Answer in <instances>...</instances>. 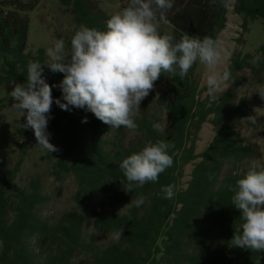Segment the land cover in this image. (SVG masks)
<instances>
[{
    "label": "trees",
    "instance_id": "1",
    "mask_svg": "<svg viewBox=\"0 0 264 264\" xmlns=\"http://www.w3.org/2000/svg\"><path fill=\"white\" fill-rule=\"evenodd\" d=\"M61 1L76 22L105 29L110 15L96 12L89 0ZM121 1L122 7L128 3ZM40 2L0 0V86H9V93L16 83L26 81L30 61H48L44 48L26 53L27 13ZM229 10L220 5V0H174L167 19L176 39L185 33L215 38L226 29ZM232 10L242 18L244 31L253 21L264 24V0H234ZM70 41L65 40L67 49ZM258 57L254 63L251 54H234L228 67L231 77L237 81V74L247 69L257 85L264 84V45ZM43 67L46 82L59 85L64 74ZM195 70L196 63L183 79L162 73L154 88L163 85L165 92L156 96L153 88L146 97L155 99L164 110L166 126L160 117L144 113L135 118V131L111 128L91 112L76 108L64 111L53 103L48 124L59 151L49 153L54 161L52 173L59 181L66 176L74 178L78 186L76 205L56 222H49L41 215L50 201L41 181L33 178L26 187L17 185L23 158L11 169L7 160H0V264H264V251L231 244L242 220L240 211L232 205L230 186L234 187L250 169L241 170L243 163L257 155L233 127L234 121L246 115L245 104L236 105L230 90L215 101L209 95L202 98L206 89H199ZM52 95L62 100L59 87L52 88ZM85 116L88 122L82 123ZM154 123H159L161 130L154 129ZM205 123L219 129L208 147L197 153ZM129 132L137 135L136 142H127ZM157 140L174 144L173 165L160 174L158 182L124 191L119 163ZM188 165L193 166L191 178L184 186ZM228 165L232 168L225 173ZM170 184L176 194L165 199L161 188ZM141 195L145 197L143 205L130 204ZM102 196L111 207H128L125 212H105L97 206ZM87 212L93 218L95 233L113 235L122 227V237L106 245L99 243L95 233L86 237Z\"/></svg>",
    "mask_w": 264,
    "mask_h": 264
},
{
    "label": "clouds",
    "instance_id": "2",
    "mask_svg": "<svg viewBox=\"0 0 264 264\" xmlns=\"http://www.w3.org/2000/svg\"><path fill=\"white\" fill-rule=\"evenodd\" d=\"M233 4L234 0H220L225 9ZM173 5L174 0H128L105 21L104 30L80 25L71 38L70 49L63 39H57L46 49L48 61H30L26 81L16 83L10 92L11 107L26 117V123L19 126L31 128L37 145L49 153L59 151L49 142L51 134L47 132L53 103L64 111L76 108L91 112L111 128L135 131L140 104L162 73L183 79L197 62L206 69L208 93L215 101L217 93L226 91L232 79L230 70L222 67L226 58L224 41L220 36L201 38L185 33L176 39L161 34L160 25L168 23L167 13ZM44 65L53 73L64 74L59 85L46 82ZM53 87H59L63 102L53 97ZM254 92L264 100V84L257 85ZM87 122L85 116L82 123ZM153 127L161 130L159 123ZM174 147L157 140L124 158L119 163L125 178L121 180L123 190L133 192L149 182H158L160 174L174 163ZM174 189L171 184L162 186L161 193L165 199H172ZM230 191L234 193L232 205L240 211L242 220L232 246L264 251V167L253 165L234 187L230 186ZM144 203L141 195L130 204L140 207ZM122 232L121 227L113 234L114 239L119 240Z\"/></svg>",
    "mask_w": 264,
    "mask_h": 264
},
{
    "label": "rangeland",
    "instance_id": "3",
    "mask_svg": "<svg viewBox=\"0 0 264 264\" xmlns=\"http://www.w3.org/2000/svg\"><path fill=\"white\" fill-rule=\"evenodd\" d=\"M89 2L94 10L101 13L102 16L112 15L123 8L121 0H89ZM27 15L29 17V32L26 53L31 54L40 48L46 50L59 39L58 36L64 41L71 39L79 26L83 25L75 21L61 0H41L36 9L28 12ZM241 24L242 18L234 14L231 8L228 13L226 29L220 34L226 49V58L222 67L228 68L231 64V57L236 53L251 54L253 55V62L257 61L259 49L264 45V24L261 20L253 21L249 24L247 31L242 29ZM160 32L161 34L173 35V28L168 23H162ZM237 76V81L231 77L226 91L232 92L236 105L245 104L246 115L241 120L234 121L233 127L241 134L243 141L254 147L257 153L256 158L246 160L243 163L241 170L251 168L253 165L264 167V100H261L259 94L254 92L257 84L250 70L245 69L239 72ZM205 77V67L197 62L195 78L199 89H206L202 91V98L209 95ZM9 88L6 85L0 86V160H7V168L11 169L20 158H23L21 171L16 180L17 185L26 187L33 178H38L41 181L44 194L50 197V201L45 205L41 215L49 222L54 223L61 214L75 208L74 195L78 186L71 176H66L59 181L53 175L54 161L49 157V152L37 145L31 128L25 129L19 126V124L26 123V117L11 107L13 101ZM154 92L156 96H161L165 92V88L160 85L154 88ZM224 92L217 93V97H220ZM140 111V115L148 113L160 117L164 126L167 125V115L155 99L146 98L143 100L140 104ZM218 129L219 126L210 123L203 125L197 141V153H201L208 147ZM47 132L51 134L49 142L57 145L49 124ZM136 141L137 135L134 132H129L127 142ZM192 167V165H188L184 169V186L191 178ZM231 168L232 166L228 165L225 168V173ZM97 206L105 212H110L113 209L125 212L128 207V205L122 208L111 207L104 202L103 196L98 200ZM84 232L86 237L95 233L90 212L85 214ZM95 234L99 243L104 245L114 240V236L110 234Z\"/></svg>",
    "mask_w": 264,
    "mask_h": 264
}]
</instances>
